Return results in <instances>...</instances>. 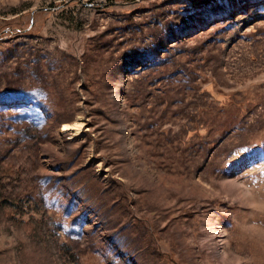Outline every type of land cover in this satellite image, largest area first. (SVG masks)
Listing matches in <instances>:
<instances>
[{
    "label": "rangeland",
    "instance_id": "obj_1",
    "mask_svg": "<svg viewBox=\"0 0 264 264\" xmlns=\"http://www.w3.org/2000/svg\"><path fill=\"white\" fill-rule=\"evenodd\" d=\"M0 264H264V0H0Z\"/></svg>",
    "mask_w": 264,
    "mask_h": 264
},
{
    "label": "bare ground",
    "instance_id": "obj_2",
    "mask_svg": "<svg viewBox=\"0 0 264 264\" xmlns=\"http://www.w3.org/2000/svg\"><path fill=\"white\" fill-rule=\"evenodd\" d=\"M63 128L68 129V128H72V126L70 124H68V123H65Z\"/></svg>",
    "mask_w": 264,
    "mask_h": 264
}]
</instances>
